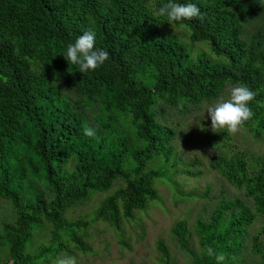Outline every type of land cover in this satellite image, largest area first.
Here are the masks:
<instances>
[{"label": "trees", "instance_id": "1", "mask_svg": "<svg viewBox=\"0 0 264 264\" xmlns=\"http://www.w3.org/2000/svg\"><path fill=\"white\" fill-rule=\"evenodd\" d=\"M167 2L0 0V201L14 215L1 225L0 247L11 264H36L62 251L73 255L64 235L87 253L77 232L89 222L65 214L116 181L124 185L102 200L95 221L119 229L157 199L154 180L162 175L146 166L171 154L174 130L156 120L165 106L211 101L228 84L244 83L257 95L250 104L255 115L243 127L256 138L264 133V0H177L202 13L180 22L157 15ZM170 26L186 28L190 42L206 43L213 57L192 59L167 33ZM87 30L110 56L97 70L81 73L64 57ZM85 125L97 128L98 139L84 135ZM70 159L74 169L67 172ZM209 166L252 203L222 199L208 221H197L199 255L193 256L196 264H217L204 251L211 245L226 255L224 264H233L246 250L248 226L264 217V164L254 167L237 153ZM45 224L52 227V245L32 257L26 245ZM173 233L191 253L186 224L179 222ZM260 235L251 239L256 264H264ZM158 248L168 259L163 243Z\"/></svg>", "mask_w": 264, "mask_h": 264}, {"label": "rangeland", "instance_id": "2", "mask_svg": "<svg viewBox=\"0 0 264 264\" xmlns=\"http://www.w3.org/2000/svg\"><path fill=\"white\" fill-rule=\"evenodd\" d=\"M153 1L149 0L150 5ZM246 30H252V27L246 25ZM166 31L186 46L192 59L201 53L213 57L206 43L190 42L186 28L170 26ZM231 86L234 85L228 84L214 100L188 104L183 109L165 106L158 113L156 120L174 130L171 154L167 160L159 156L146 166V170H156L162 175L154 180L157 199L148 203L144 210L136 211L132 220H123L119 229H115L106 222L93 219L95 209L105 197L124 185L122 181H116L109 191L95 193L87 202L67 210V220L89 222L85 229L77 232L84 237L87 253L76 250L63 236L78 264H196L194 256L199 255V240L195 231L197 221H208L222 199L239 198L251 205V199L246 198L242 190L231 186L209 166L218 156L229 158L237 153L254 167L264 164V133L256 138L249 128L243 126L236 133H229L227 129L214 132L211 128L206 108L221 96L228 98ZM74 164L75 160L70 159L66 171L71 172ZM13 220L10 205L1 200L0 232L2 223ZM181 221L187 226V246L192 254L181 248L173 233V228ZM51 231L52 227L47 224L34 231L24 252L34 257L42 247L52 245ZM247 232L246 250L239 257L240 261L233 264L258 262V257L251 252V239L259 233L260 239L264 240V217L258 215ZM159 243L166 247L168 259L162 256ZM65 254L62 251L56 258L47 255L37 260L36 264H56L57 259ZM11 263L5 248L0 247V264Z\"/></svg>", "mask_w": 264, "mask_h": 264}, {"label": "clouds", "instance_id": "3", "mask_svg": "<svg viewBox=\"0 0 264 264\" xmlns=\"http://www.w3.org/2000/svg\"><path fill=\"white\" fill-rule=\"evenodd\" d=\"M232 12L231 8H228ZM157 15L166 17L169 22H180L191 20L193 18H202L200 8L191 2L179 3L177 0H168L163 3ZM109 52L104 49L96 48V34L92 30L85 31L78 36L74 43L67 46V61L74 65H78L81 73L95 71L109 59ZM71 90H64L62 93L70 94ZM228 98L221 96L218 100L208 105L206 112L211 120V128L214 132L219 129H227L229 133H236L255 113L250 104L254 101L257 93L244 83H237L228 88ZM84 135L89 138H97V128L85 125L83 129ZM205 253L209 256H215L217 264H224L226 255L217 253L211 245H206ZM56 264H78V260L72 255H63L57 259Z\"/></svg>", "mask_w": 264, "mask_h": 264}]
</instances>
